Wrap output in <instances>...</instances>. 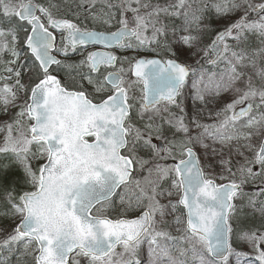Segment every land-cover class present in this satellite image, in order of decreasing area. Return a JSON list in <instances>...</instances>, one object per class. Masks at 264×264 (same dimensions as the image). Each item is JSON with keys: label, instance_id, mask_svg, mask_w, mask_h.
I'll use <instances>...</instances> for the list:
<instances>
[{"label": "snow or ice", "instance_id": "obj_1", "mask_svg": "<svg viewBox=\"0 0 264 264\" xmlns=\"http://www.w3.org/2000/svg\"><path fill=\"white\" fill-rule=\"evenodd\" d=\"M0 264H264V0H0Z\"/></svg>", "mask_w": 264, "mask_h": 264}]
</instances>
